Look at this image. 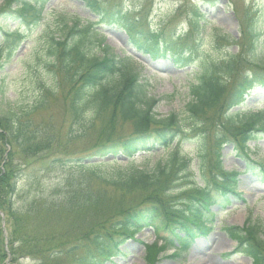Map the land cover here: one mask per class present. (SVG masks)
<instances>
[{
  "label": "trees",
  "instance_id": "1",
  "mask_svg": "<svg viewBox=\"0 0 264 264\" xmlns=\"http://www.w3.org/2000/svg\"><path fill=\"white\" fill-rule=\"evenodd\" d=\"M48 1L4 0L0 35L15 42L0 41V73L22 43L21 27L44 19ZM77 1L98 21L61 19L46 53H36L34 103L0 115V264H106L144 228L166 233L161 245L148 247L151 263L170 249L173 256L185 255L196 238L214 230V207L224 210L242 198L238 173L224 168L223 149L232 145L248 156L249 144L264 134V111H234L264 88V63L250 57L258 51L257 24L254 19L242 23L237 37L220 34V42L235 46L236 53L222 50L219 42L212 45L214 54L204 57L199 56L203 38L184 39L182 31L175 38L165 30L151 31L140 19L126 21L123 29L139 52L171 58L182 68L199 61L185 110L162 117L155 111L159 101L150 97L148 84L128 59L110 53L108 46L103 57L91 53V39L101 34L96 27L123 20L122 11L101 0ZM9 21L19 22L11 34ZM189 22L199 31L205 27L197 3ZM218 31L213 29L215 39ZM243 64L248 70L242 74ZM54 106L63 108L60 126L51 115L36 121ZM192 141L196 163L184 152V143ZM159 150L154 161L136 164L138 153ZM111 156L114 160L104 161ZM254 166L264 177V165ZM67 170L72 173L65 175ZM56 171L64 174V186L26 205L17 203L21 182ZM224 230L237 242L235 253L264 264L259 225Z\"/></svg>",
  "mask_w": 264,
  "mask_h": 264
},
{
  "label": "rangeland",
  "instance_id": "2",
  "mask_svg": "<svg viewBox=\"0 0 264 264\" xmlns=\"http://www.w3.org/2000/svg\"><path fill=\"white\" fill-rule=\"evenodd\" d=\"M3 2L4 0H0V9ZM101 2L108 9H113L115 12L120 10L124 15L121 21L115 19L96 27L101 34L91 39L89 43L91 53L103 57L104 48L108 46L110 53L121 59H128L141 81L148 84L150 97L159 101L155 111L162 117L172 113L181 115L185 110L189 102V86L199 72V61L190 67L182 68L171 58H154L139 52L123 29L126 21L140 19V25L151 31L165 30L173 33L175 38L180 31L184 39L185 36L191 41L198 37L203 38L199 56L208 57L213 53L215 43L220 42V34H231L237 37L242 23L254 19L260 37L258 51L250 57L264 63V0H101ZM196 3L201 6L206 19L204 29L200 31L189 22V16ZM45 11L50 14L37 25L31 28L26 25L21 27L19 35L23 39L22 43L14 58L0 73V115L9 107H24L34 103L36 89L33 83L40 70V67L35 65L38 60L36 53L41 52L43 55L46 53L50 35L59 33L61 19L69 21L71 17L78 16L90 22L98 21V18L77 0H49ZM67 14L70 16L67 17ZM17 27L18 23L9 21L6 29L12 33ZM213 29L221 30L218 31L216 39ZM1 40L6 41L7 44L15 42L13 36L9 38L3 36L2 39L0 35ZM99 41L103 43L102 46ZM219 47L225 51L237 52L235 46L230 47L227 41H221ZM18 59L21 60L18 61ZM243 59L245 62L248 61L247 53L244 54ZM242 67L243 74L248 67L244 64ZM234 111H241L246 115L264 111V88L250 94L244 105ZM62 114L63 108L54 106L47 116L41 114L36 117V121L39 123L51 115L52 120L57 121V125L60 126ZM196 146V142L193 141L184 143L185 154L194 158L195 163L197 162ZM161 152L162 150L139 153L135 157V162L141 164L147 158L154 161L160 157ZM222 155L225 169L239 174V192L243 200L233 199L232 204L226 205L224 210H219L217 207L213 209L218 214L215 228L210 234L196 238L185 255L173 256V250L170 249L161 253L157 262L151 263L147 259L148 253L150 254L147 247L160 241L166 233L144 228L133 238L126 239L120 254L106 264H252V260L247 256L235 253L237 244L224 229L251 223L259 225L264 232V177L259 171L254 172V165H264V134L261 133L257 140L249 144L248 156L234 150L232 145H227ZM71 173V170H67L64 174ZM64 174L62 171H56L47 177L41 175L39 180H24L19 187L17 203L23 206L33 199L48 196L57 187L64 186L62 185ZM197 180L201 183L200 177Z\"/></svg>",
  "mask_w": 264,
  "mask_h": 264
}]
</instances>
